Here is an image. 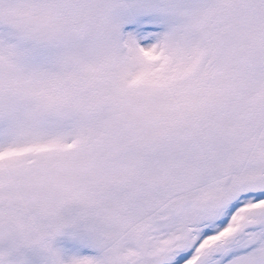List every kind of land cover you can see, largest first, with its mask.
<instances>
[{
	"label": "snow or ice",
	"instance_id": "snow-or-ice-1",
	"mask_svg": "<svg viewBox=\"0 0 264 264\" xmlns=\"http://www.w3.org/2000/svg\"><path fill=\"white\" fill-rule=\"evenodd\" d=\"M0 264H264V0H0Z\"/></svg>",
	"mask_w": 264,
	"mask_h": 264
}]
</instances>
